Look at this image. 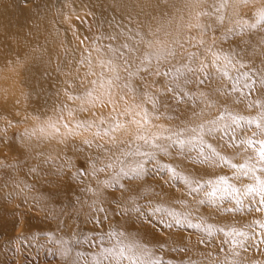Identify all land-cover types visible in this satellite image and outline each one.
Masks as SVG:
<instances>
[{
  "label": "rangeland",
  "instance_id": "374dc122",
  "mask_svg": "<svg viewBox=\"0 0 264 264\" xmlns=\"http://www.w3.org/2000/svg\"><path fill=\"white\" fill-rule=\"evenodd\" d=\"M89 2L94 6L97 3L106 9L107 6L111 5L112 1L91 0ZM86 3L87 6L85 7L82 5V1L79 3L78 1L75 2V0H0V7L6 6L11 9L9 27L12 29L15 28V30L19 25H17L18 11H22V16L25 17L23 23L26 22L29 25H33L34 22L32 21V15L28 12L38 11L37 14L40 19L41 16L39 14H46L45 11H48L50 16V29L54 34L53 50L64 60L59 67L58 74L52 82L53 89L51 98L53 99V103L46 107H29L23 112L17 113L16 107L19 105L16 101L12 103L13 106H7V108L12 107L11 109L4 108L2 103L5 97V75L13 69L20 59L19 56L16 55H7L3 59H0V144L2 140L15 136L19 131L34 132L39 137L47 139L48 142L50 141L49 143H54L56 136L62 133L70 135L69 131L71 130L75 132V135L70 136H73L76 141L83 145L82 147H84L85 150L84 156L89 160L86 161L80 154L76 153L70 158L72 168L75 170L80 169L82 175H87L94 165H101L103 168L102 170L107 173L108 168L111 166L114 171L109 174V181L118 184L113 185L110 192L120 194L122 191L121 184L128 185L134 182H141V179L128 176L119 177V182H117L113 177L121 168H123L124 171L128 169L126 161L129 158L126 157L125 154L130 151L135 152L136 149L132 147V143L137 140L138 132H143L145 127H139L137 124L130 122V120L123 115L119 118L121 127L116 128L114 131H110L106 135L104 134V130L97 127L96 124H94L91 129H77L75 127L77 121L85 119L89 121L96 119L98 124V117L101 115L108 116L112 111L111 108L113 104L111 103L102 104L97 102L95 108H90L85 112H74L71 116L68 112L69 108L76 109L77 106L81 104L79 100H69V96L81 93L83 89L88 86L89 80H93V76L88 75V73L93 71L97 64V57L92 52L94 39L101 34L107 36V30H109L111 26L110 16L103 15L101 20L98 21V18L95 17V13L98 12L93 10L88 2ZM227 7L226 14L222 16L219 23H215L218 11L214 1L211 2L210 5H207L205 0H200V3L192 7V12L186 14V11H184L183 17L186 23H184L179 33H177L176 42L170 48L177 52L175 59L170 61L172 65L179 67L180 63L183 61L184 55L188 52H197L199 59L203 60L204 57L199 55V52L203 51V49L192 47L189 43V41H191V44H195L196 40L202 38L209 45L212 44L213 41H216L217 50L221 49L222 46V48L232 46L230 43L236 44L237 48L230 53L244 63L245 67L239 69L241 72L247 71L248 69H252V71L255 72L257 69L264 68V65L261 64V60L264 59V56L258 54L261 48H264V45L258 43L259 39L264 36V0H228ZM118 8L122 9L123 7L121 8L118 6ZM134 22L136 21L134 20ZM209 25L210 27L207 28L205 34V27ZM253 25H255V27H253ZM133 26L137 27L136 25ZM144 26H141V28ZM165 30L166 28L163 29V31L161 30V34H163ZM86 31L89 33V36H84ZM63 32L65 36H63ZM147 34L154 45L161 43L162 38L157 31H150V33ZM27 36L29 38L33 37L34 33H29ZM104 43H109V41L105 39ZM38 44L39 42L35 41L28 48L35 49L38 47ZM180 44H183L184 47L180 48ZM89 54L92 60L91 69L88 64L83 62V58L89 56ZM152 63L153 67H155L156 61L154 60ZM222 63L224 62L222 61ZM48 65L49 64H47V69L49 67V69L53 70V67ZM253 65H255V68H253ZM161 66L164 71H167L169 63L163 62ZM44 69L45 68H42L43 71ZM236 71V69L230 68L229 75H235ZM171 78L172 77L151 76L148 77L147 83L152 84V90L155 92L156 89H162L164 83ZM255 78L256 77L253 76V79ZM153 81H156V83L153 84ZM225 82H228L227 77H225ZM215 87L216 83L214 81H208L204 86L198 89L193 85H189L183 89L187 95L183 97L179 96L180 89H178L176 94L177 99L175 100L170 99L173 95L172 93H167L164 99L171 107V114L163 118V123L167 124V127L170 129H172L173 126L177 127V123L179 126L185 127V125L192 121L204 125L208 124L210 120H215L218 115L222 116L225 123H231V116L234 115L243 117L238 123L232 124V128L236 129V131L233 133L232 130L229 129L227 132L218 133V136H222V139L219 140L207 136V130L204 131L205 138L209 139V141L216 142V147L211 145V148L207 147L204 143V154L212 158L210 163L192 164V162L185 159L183 155H176L181 152L176 148L169 149L172 153V157L163 156L158 152H154L157 159L154 162L146 163V178L149 179L150 182L155 180L164 185L165 189L173 196L185 197L187 201L185 207H187L186 205H188V207H192V205H194V207H196V205H201L203 211H207L211 215H215L216 210L233 209L232 211H225L224 215L242 219V221H244L242 222V231L250 232L254 230L257 233H264V227H261V225H264V211L256 210L259 207L257 203L259 197L254 195L245 197L237 193V196L226 195L222 198L217 196L215 198L216 203H210L204 198V191L210 190L204 183L207 176L206 174L208 173L210 174L216 171V173H221V177L226 178L227 184L240 189L241 193L246 190L248 186L256 185V177H259L260 180H264V171L260 170L264 165L259 162L258 157L259 145L240 144L241 139L264 140V134H262V130H264V110H262L259 105L252 108L247 106L258 97L261 99V102H264V97H260L259 92H253L248 96L247 100L237 103L240 99L239 94L232 92L230 88H226L225 90L228 93L227 96L221 95L217 98L213 94L211 99H208L207 93ZM256 87L258 88L259 85L257 84ZM72 88H76L77 90H72ZM100 91L102 92L103 90L101 89ZM200 92H204L205 96L197 98ZM101 99L107 102L109 97L102 96ZM111 100L117 108V96L114 92ZM123 107H120V109ZM12 109H14V111ZM194 112H202V115L196 117L193 115ZM229 113H231V115H229ZM180 116L183 117L181 118ZM219 118L220 116L218 119ZM161 121L162 119L160 117L157 119L155 115L152 116L147 124L149 128H153L154 131L152 134L163 126L160 124ZM249 121L252 122L249 123ZM97 132H100V136L94 135ZM254 133L255 135H253ZM164 137L166 136H160V139L156 140V143L166 144L167 142L163 139ZM98 139L101 140V144L98 143ZM85 140L92 141L91 147L83 143ZM148 147L149 146L145 145L143 142L138 145V148L142 151ZM185 147L188 149L187 145ZM200 147L201 145H196V147L192 149L191 155L196 156ZM1 149L2 148H0V150ZM213 149L219 153V156H223L225 159L219 160V157H213ZM2 152L3 150L1 153ZM3 155H5V153H3ZM249 157H251V159H249ZM132 159L139 160L142 158L135 156L132 157ZM159 159L167 163H172L173 167L179 170H183L186 164L190 167L185 169V171L189 169L200 171V173H195V177L201 180L204 187L198 193L190 192L189 188L179 178H174L170 171L165 170V168L161 166V168L155 167ZM239 165H245V167L241 168ZM245 172L248 174L245 175ZM18 182L20 183L15 182L9 187V189L16 190L18 195L12 197L10 204L7 203V200L5 201L7 207L11 208L12 211H24V215H26V217H24L25 220H28L35 214H42V212H37L26 207L24 204L19 205L17 203L22 197L24 198L23 194H26L25 185L22 180ZM90 183L96 186V183L100 184V181L91 180ZM100 187L101 186H99V188ZM99 188L96 194L102 196L103 194ZM9 189L8 186L4 188V186L0 185V195L2 196L0 201H3L6 197L5 191ZM107 199L108 198L104 196L101 200L105 202ZM202 199H205V203H199ZM237 199L240 200L239 204H237ZM144 201V198H140L139 203L142 204L141 209L145 210L143 214V218L145 219L142 224L140 223L136 226L147 227L151 237L143 239L142 242L147 246L151 240V244H153L152 252L155 253V256L161 254L164 256L162 260L165 261H162V264H169L167 257L168 259L178 257L188 262V264H190V261H194L195 264H203L208 262L206 256L209 253L214 257L219 256L220 259H224L226 254L231 251L229 246L221 244L223 239H231L230 237L223 238V234L217 230H212L213 235L209 237L206 228L203 226L199 229L187 226L175 230V225L169 228L167 224H163V226H165V232H157L158 225L162 227V224L158 222L161 214L156 213L149 218L147 212H150L152 207L144 205ZM96 202H98V204ZM108 202H110L109 206L111 207H120L129 204L127 203L128 201L126 202V200L118 198V196ZM89 203V205L87 204V210L91 214H97L99 211H93L99 208L100 200L97 198L95 200H90ZM11 204H13V207ZM32 206L34 207L35 205L33 204ZM182 206L184 207V205ZM183 207L182 209H184ZM77 209L78 207L68 206V210H71L75 214L73 219L65 221L64 227L61 226L60 229L61 232H64V234L70 237L72 242L76 241L77 236H79L82 231H88L89 228L94 226L93 220L91 219L89 222H84L82 219L85 218L86 213H83L82 209L79 210L81 212H77ZM184 211H186L185 213L188 212L186 209ZM61 214H63L62 211ZM187 215L188 214H185V216ZM15 219L20 222L18 218ZM168 219L171 222V218ZM187 220L193 223H203L199 216L190 215ZM58 221L59 219H55V224H57ZM210 221V218L206 219L205 225H211L213 227ZM256 225L258 227H255ZM249 226H251V228ZM75 231L76 233H74ZM17 233H21V235L17 237V234L11 238L3 231L0 232V242L2 244L1 263L52 264L54 262L55 256L52 255L50 257L45 249L37 245V240L38 238H42L41 236L27 239L25 238V234H23L24 232L17 231ZM160 239L162 241L161 243L159 242ZM175 239H178L179 243H173ZM238 239V241H243V237H238ZM183 244L187 245L184 246ZM181 249L185 250L181 251ZM237 250H239L238 246ZM239 251H241V256L246 255L249 258L255 257L256 259L264 260V244L260 245L259 251L252 249L246 254L242 250ZM190 256L192 260L189 261ZM231 259L232 257L228 256V260ZM172 261L174 262L175 259H172ZM153 264L156 263L153 262Z\"/></svg>",
  "mask_w": 264,
  "mask_h": 264
},
{
  "label": "bare ground",
  "instance_id": "6f19581e",
  "mask_svg": "<svg viewBox=\"0 0 264 264\" xmlns=\"http://www.w3.org/2000/svg\"><path fill=\"white\" fill-rule=\"evenodd\" d=\"M76 1L79 3L82 1V5L85 7L87 6L86 2L91 5L89 2L91 0H75V2ZM110 1H112L111 5L107 6L106 9L97 3L95 6L91 5L93 10L98 12L95 13V17L98 18V21L101 20L103 15L110 16L111 21L110 19L109 21L111 26L110 29L107 30V34L119 32L122 27L139 30L141 35L150 33V31H157V33H160L162 39L161 43L155 44L154 47L164 50H166V48L170 49L174 45L177 33H179L184 23H186L183 17L184 11H186V14L190 13L192 12V7L200 3V0ZM213 1L218 11L215 23H219L222 16L226 14L228 0H205L207 5H210ZM118 6L123 8L119 9ZM10 11L11 9L6 6L0 7V59H3L7 55H16L19 56L20 60L13 69L5 75V97L2 105L4 108H7L8 105L13 106L12 103L16 101L19 105L16 107L17 113H21L25 109L33 106H50L53 103V99L51 98L53 89L52 82L58 74L59 67L64 60L53 50L54 34L50 29L49 13L45 11L46 14H39L41 16L39 19L37 14L38 11L28 12L32 15V21L34 22L33 25H29L26 22L23 23L25 17L22 16V11H18L17 25H19L15 30V28L12 29L9 27V19L11 17ZM134 20L136 22H134ZM141 26L144 27L141 28ZM165 28V32L161 34ZM29 33H34V36L29 38L27 36ZM63 36H65V33ZM84 36H89V33L86 31ZM123 39L124 37H121V40ZM35 41L39 42L38 47L29 49L28 47ZM100 44L107 43L101 40ZM230 45L232 46L221 47L226 54L237 48V45L234 43H230ZM96 47H99V45L94 44L92 49V52L97 57V64L93 71L99 73L101 69L98 64L101 60V56L97 54L95 50ZM154 60L155 59H153V61ZM47 64L53 67V70L49 69V67L47 69ZM42 68H45L44 71ZM94 79L95 76H93V80ZM75 89L72 88V90ZM113 92L117 96V109H120V107L124 106L123 101L119 99L122 92L119 88L114 89ZM161 99L165 100L164 97H161ZM166 105L167 106L161 107L159 115L162 119L160 124L163 126L152 134L154 131L153 128H149L146 124L144 125L145 129L143 132H138V134L145 135L151 140L156 137L168 136L172 133L181 132L186 128L201 125V123L192 121L185 125V127H181L177 123V127L173 126L174 129L168 128V125L163 123V118L171 114V107L167 102ZM11 108L12 107H9L7 109ZM12 110L14 111V109ZM219 116L220 118L218 119ZM180 117L182 118L183 116ZM218 117H216L215 120L218 124L223 125L225 121L221 119L222 116L218 115ZM204 126V130L199 133L204 136V143L216 147V142L209 141V139L205 138L204 131L207 130L208 124H204ZM110 131H108V133ZM186 135H188V133H184L180 138L183 139ZM97 141L101 144V140L98 139ZM49 142L47 139L39 137L34 132L22 131L17 132L15 136L2 140L0 144V148H2L0 150V155L2 154L0 156V165H3V167H0V185L4 186V188L8 186L9 189L11 184L15 182L20 183L18 181L22 180L25 185L26 194H23L24 198L22 197L17 203L19 205L24 204L26 207L37 212H42V214H35L28 220H25L24 217H26V215H24V211H12L5 203L7 200V203L10 204V200L14 195H18V192L13 189L6 190L5 200L3 199V201H0V232L3 231L11 238L18 234L17 231L24 232L23 234H25V238L27 239L41 236L42 238H38L37 240V245L45 249L50 257L52 255L55 256L52 264H140V261L149 259L141 256L138 261L137 257L133 255L134 249L132 251L128 249L129 245H135L141 248L147 247L149 252L153 253V244H151V240L147 246L142 242L143 239L151 237L147 227L136 226L140 223L142 224L145 219L143 218V214L138 215L134 210L135 208H141L142 204L139 203L140 198L145 199L144 205H151V207L161 206L177 214H184L180 216V219L184 221V223L178 226L175 225V230L188 226V220H185V214L189 213H191L192 216L201 217L203 221V223H191L200 224L206 229L207 226H209L205 225L206 219L210 218V222L213 225L212 230L221 228L226 231L232 228L241 230L242 222H244L242 219L224 215V209L216 210V214L211 215L207 211H203L201 205H196V207H194V205H192V207L186 205L187 207H185V203L187 202L185 197L173 196L165 189L164 185L155 180L150 182L149 179L146 178V172L139 178L141 182H134L128 185L121 184L122 191L120 194H114L110 192V189L113 185L118 183L109 181V174L114 171L111 166L108 168V173L102 170L103 168L101 165H94L97 171L94 172L92 168L87 175H82L81 172L78 174L77 170L72 168L70 158L72 155L78 153L83 159L89 161L84 156L85 150L84 147H82L83 145L67 133L56 136L54 143ZM141 142L142 141L137 138V140L132 143V147L137 149ZM193 143L197 146L200 145L199 140H194ZM176 149L181 151L179 147H176ZM2 150L3 152L1 153ZM184 151L187 152L186 147ZM3 153H5V155H3ZM176 155L180 156V154ZM167 157H172V154ZM157 165H159V167H163L164 165L173 167L172 163H167L162 159H159ZM157 165L155 167H158ZM189 167V165L185 164L183 170L175 169L177 172L184 175L191 174L195 176V173H200V171L195 169L185 171V169ZM165 170L169 171L167 168H165ZM126 171H128V169ZM216 172L206 174L207 176L204 182L208 180H218L221 177V173ZM128 177L133 176L130 173ZM91 180L100 181V184L96 183V186H93V184L90 183ZM99 186L101 187L99 188ZM206 186L210 188L208 184H206ZM224 187H226V185H221V188ZM98 188L101 189L102 196L108 198L105 202L101 200L103 197L100 196V194H96ZM89 189H91V191H89ZM117 196L118 198L126 200V202L128 201L127 203L129 204L120 207L109 206L110 202L108 201L113 200ZM233 196H237V194H233ZM1 197L0 195V198ZM97 198L100 200L99 208L101 206L104 212L91 214L87 210V207L90 204V200H95ZM96 203L98 204V202ZM33 204L35 205L34 207L32 206ZM182 205H184V207ZM11 206L13 207V204H11ZM68 206L78 207L77 212H81L79 210L82 209V212L86 213L85 218L82 220L84 222H89L91 219L94 223V226L89 228L88 231H82L79 236H77L75 242H72L69 236L60 231L61 226L64 227L65 221L73 219L75 214L71 210H68ZM182 207L184 209H182ZM185 209L188 210L187 213H185ZM61 211L63 214H61ZM95 211L97 210L93 212ZM121 213L125 214L122 215ZM15 218H18L20 222L16 221ZM55 219H59L57 224H55ZM255 227L258 226L256 225ZM164 230L165 226L162 225V227H160L158 225L157 232H165ZM74 233H76V231ZM20 235L21 233L18 234L17 237ZM238 237L239 236L236 237V240ZM223 238L227 237L223 236ZM61 241H63V244L60 243ZM159 242H162L161 239ZM176 242L179 243V240H173V243ZM183 245L185 246L187 244ZM109 248L113 249L114 254L106 251V249ZM64 249H68L67 255H62ZM121 251H123V255H120ZM1 254L2 244L0 242V259ZM163 257L162 254L159 256L154 255L151 256L150 259L156 264H162V261H165L162 260ZM172 259H175V261L173 262ZM167 260L169 264H188V262L178 257L170 259L167 257ZM190 260H192L191 256L189 258V261ZM0 264L5 263H1L0 260ZM203 264H208V262Z\"/></svg>",
  "mask_w": 264,
  "mask_h": 264
},
{
  "label": "snow or ice",
  "instance_id": "6c2138e0",
  "mask_svg": "<svg viewBox=\"0 0 264 264\" xmlns=\"http://www.w3.org/2000/svg\"><path fill=\"white\" fill-rule=\"evenodd\" d=\"M208 15V14H207ZM205 27V34L207 28ZM255 27V25H253ZM121 37H124L121 40ZM108 40L107 44H100L101 40ZM195 39V38H193ZM113 41H119L118 43H112ZM192 47L198 49L202 48L203 51L199 52L200 56H203L204 59H199L197 52H188L184 55L183 61L180 63L179 67L172 65L171 60H174L177 52L173 49H156L154 47L153 41L149 38L148 34L141 35L139 30H133L131 28L122 27L119 32H114L104 36L101 34L99 37L94 39V44L99 45L95 50L98 55L101 56V60L98 64L101 71L99 73L95 71H90L88 75L95 76L94 80H89L88 86H86L83 91L76 95H70L69 100L81 101V104L77 106L76 109H68L69 115H73L74 112H85L90 108H95L97 102L102 104L111 103L113 104L112 111L108 116L101 115L98 117L99 123L97 120H82L77 121L75 127L88 128L91 129L94 124L97 127L104 130V134H108V131H114L116 128L121 127L119 123L120 116H124L137 124L139 127L143 128L144 125L148 124L153 114L158 119L160 115V110L162 106L166 105V100H162L161 97H166L167 93H172L173 95L170 99H177V90L179 91V96L183 97L187 95L183 91L184 88L189 85L195 86V88H201L208 81H214L216 87L212 88L211 91L207 93V98L211 99L213 94L218 98L221 95L227 96L228 93L225 90L230 88L232 92L238 93L240 99L237 103L247 100L248 96L253 92H259L260 97H264V68L257 69L255 72L252 69L247 71H239V69L244 68L245 65L236 56L232 55L230 52L225 53L224 49H216V41H213L212 44H208L204 39L196 40L195 44H191ZM258 43L264 45V36H262ZM184 45L180 44V48H183ZM260 56H264V48H261L258 53ZM153 59H155L156 64L153 67ZM222 61L224 63H222ZM83 62L89 65V68H92L91 55L84 57ZM168 62L169 67L167 71H164L162 68V63ZM261 64L264 65V59L261 60ZM236 69L235 75H229V69ZM255 68V65H253ZM172 77L167 80L162 89H156L154 92L152 90V84H148V77ZM253 76L256 78L253 79ZM225 77H227V83L225 82ZM243 81V82H242ZM156 81H153V84ZM259 85L257 88L256 85ZM119 88L122 92V95L119 97L124 103V107L117 109L114 102L111 100L114 89ZM103 90L102 92L100 90ZM247 90V91H245ZM102 96H108L109 100L105 102L101 99ZM205 93L200 92L199 96L204 97ZM260 106L264 110V102H261V99L258 97L253 100L247 106L249 108ZM194 116L202 115V112H194ZM231 115V113H229ZM221 119H223L221 117ZM243 117L231 116V123H224L220 125L216 120H211L208 122L207 127V136L212 137L213 139L219 140L222 139V136H218V133L227 132L229 129L234 133L236 129L232 128V124L238 123ZM252 121H249L251 123ZM67 127V126H66ZM204 125H198L196 127L186 128L181 132L172 133L164 137L163 139L167 142L166 144L156 143V140L160 139L159 137L149 140L147 136L138 134V139L141 140L145 145L149 147L145 150L137 148L135 152L126 153L127 159L126 163L128 165V171H124L121 168L118 172L115 173L114 179L119 182V177L131 175L139 179L145 173V166L148 162L156 161L157 157L154 155V152H158L163 156H169L172 153L169 149L179 147L181 152L178 153L183 155L185 159H188L192 164L196 163H210L212 158L204 154V136L199 133L204 130ZM199 130V131H198ZM188 133L185 138L181 139V135ZM70 135H75V132L69 131ZM264 134V130H262ZM95 136H100V132L94 134ZM255 135V133L253 134ZM194 140H199L200 149L196 156H192L191 152L196 145L193 143ZM84 144L91 147L92 141L85 140ZM241 145H259L258 157L259 162L264 165V140H252V139H241ZM188 146L187 152H184L185 146ZM211 148V144L207 145ZM139 156L142 159L136 160L132 157ZM213 157H219V160H224L223 156H219V153L212 150ZM251 159V157H249ZM219 162V161H217ZM110 166V165H109ZM159 167V165H157ZM3 167V165H0ZM163 167L167 168L174 178H179L190 190L192 193H198L204 187V184L201 183V180L195 176L184 175L177 172V170L169 165H164ZM241 168H244L245 165H240ZM264 171V167L260 169ZM93 171H97L93 167ZM78 174H80V169H77ZM245 175L248 173L245 172ZM210 186L211 190H205L203 195L206 200L210 203H216V197L219 196L222 198L226 195L241 194L245 197L247 196H256L259 197L257 203L259 207L257 211H264V180H260L259 177H256V185L248 186L246 190L241 193L240 189L235 188L232 185H227L225 177H220L218 180H208L204 182ZM221 185H226V187L221 188ZM91 191V189H89ZM199 203H205V199L199 201ZM240 203V200L237 199V204ZM151 207V205H149ZM138 215L144 214L145 210L141 208L134 209ZM225 211H232L233 209H224ZM97 211L104 212L102 207L97 208ZM159 213L160 219L159 223L167 224L169 228H172L174 225H181L184 223L180 219L181 215L177 214L174 211H171L167 208L161 206H155L151 208L150 212H147L149 218L153 215ZM122 215L125 213H121ZM191 215L189 213L185 216V220ZM167 217V218H166ZM168 218H171V222ZM188 227L197 228L201 227L200 224H193L191 221H188ZM251 228V226H249ZM264 227V225H261ZM207 235L210 237L213 235L212 226H207ZM224 237H230L231 239H223L221 241L222 245H227L231 248V251L226 254L224 259H220L219 256H213L211 253L207 254L206 259L208 264H264V260L256 259L255 257L249 258L246 255L241 256L242 250L245 254L252 250L256 249L259 251L260 245L264 244V233H257L254 230L250 232H245L232 228L230 230H225L223 228L218 229ZM243 237V241L236 240V237ZM63 244V241L60 242ZM237 246L239 250H237ZM128 249L133 251V255L137 257L139 261L140 257H147L144 261H140V264H153L150 259L151 256H154L155 253H150L147 247H137L135 245H129ZM185 249H181L184 251ZM107 252L113 253V249H106ZM223 251V248H222ZM68 249H64L62 255H67ZM114 254V253H113ZM123 251L120 252V255H123ZM228 256H231L232 259L228 260ZM190 264H195V262H190Z\"/></svg>",
  "mask_w": 264,
  "mask_h": 264
}]
</instances>
